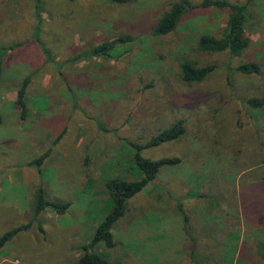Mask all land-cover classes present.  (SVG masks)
<instances>
[{
  "label": "rangeland",
  "instance_id": "1",
  "mask_svg": "<svg viewBox=\"0 0 264 264\" xmlns=\"http://www.w3.org/2000/svg\"><path fill=\"white\" fill-rule=\"evenodd\" d=\"M174 1L0 0V234L29 224L0 246V264H74L109 209L105 180L139 175L128 142L177 119L182 134L140 155L178 162L126 201L113 246L93 251L112 264H264V103H246L264 98L263 0H228L244 5L237 56L197 50L228 12L201 0L153 35ZM124 35L105 55L92 51ZM181 60L214 68L184 82ZM249 61L256 72L234 69ZM39 188L66 209L34 217Z\"/></svg>",
  "mask_w": 264,
  "mask_h": 264
},
{
  "label": "trees",
  "instance_id": "2",
  "mask_svg": "<svg viewBox=\"0 0 264 264\" xmlns=\"http://www.w3.org/2000/svg\"><path fill=\"white\" fill-rule=\"evenodd\" d=\"M108 1L122 4L131 0ZM196 6H211L228 10L221 34L219 36H214L209 33L200 34L197 38V50L209 52L227 51L230 55L237 56L246 48L248 38L244 33L245 14L243 13V4H237L228 0H201ZM192 7L193 5L188 0H176L172 2L168 9L157 19L151 33L153 35H163L170 32L181 16ZM129 39L130 36L128 35L119 36L110 41H105L94 46L92 51L98 55H105L107 50H110L113 46ZM213 68V64L196 66L191 61L181 60L179 62L180 79L184 82H198L210 73ZM234 69L241 73H254L258 70V66L256 63L249 61L238 64ZM26 82L27 78H24L20 87L16 91L15 103L18 104L21 112L24 109L23 95ZM246 103L251 107H255L263 104L264 98L250 97L246 99ZM182 132V120L177 119L167 128H164L151 136L148 141L143 143L128 142L132 147L130 159L139 175L133 179L114 177L105 180L104 188L107 194L109 209L101 221L95 226L89 241L85 245H82L81 253L77 256L74 264H112L101 256L99 252H94L93 248L98 243H101L105 248H111L113 246L110 227L112 223L124 213L126 209V201L139 192L155 177L160 166L174 164L179 160L177 157H164L154 160L147 159L140 155L141 149L176 139L182 134ZM36 191L34 217L46 206L51 207L58 213H62L68 206V202H53L45 200L40 188ZM182 216L185 220V215L183 214ZM28 226V223L20 224L0 234V246L8 241L15 233Z\"/></svg>",
  "mask_w": 264,
  "mask_h": 264
},
{
  "label": "crops",
  "instance_id": "3",
  "mask_svg": "<svg viewBox=\"0 0 264 264\" xmlns=\"http://www.w3.org/2000/svg\"><path fill=\"white\" fill-rule=\"evenodd\" d=\"M24 224H26V223H24Z\"/></svg>",
  "mask_w": 264,
  "mask_h": 264
}]
</instances>
